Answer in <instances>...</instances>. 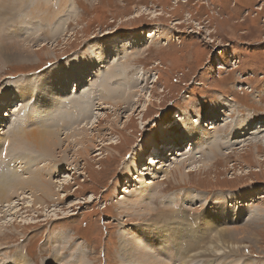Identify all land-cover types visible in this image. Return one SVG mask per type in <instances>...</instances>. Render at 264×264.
Here are the masks:
<instances>
[{
  "label": "rangeland",
  "instance_id": "1",
  "mask_svg": "<svg viewBox=\"0 0 264 264\" xmlns=\"http://www.w3.org/2000/svg\"><path fill=\"white\" fill-rule=\"evenodd\" d=\"M59 1L11 0L13 8H0V45L13 39L27 43L23 50H9L5 55L8 62L0 61L1 98H6L3 93L11 87L29 88L32 96L26 102L20 98L21 105L41 112L44 111L42 100L34 97L35 88L44 79L40 75L65 77L69 81L60 88L64 92L55 93L54 89L56 97L45 109V112L49 110L46 131L59 128L55 127L56 122L67 109L69 121H63L61 131L73 134L70 140H78L82 136L77 131L95 124L87 128L94 142L69 144L65 138L55 155L45 153L46 156L19 148L34 155L36 169L52 170L46 176L54 175L47 182L54 179L60 183L52 185L51 194L39 195L43 204L28 194L18 202L20 196L14 192L17 202L13 203L15 198L7 196L13 199L12 206L0 205V264H17L16 257L20 254L25 264H76L77 260V264H144L142 250L146 244L156 252L153 259L162 257L166 264H183L185 258L197 259L189 264H264V139L254 140L257 130L249 126L251 119L264 120V0H61L64 6L70 1L66 6L73 11L71 15L57 7ZM18 31L19 35L23 32L22 39L18 38ZM128 37L134 40L125 41L131 39ZM117 39L125 42H112ZM136 50L138 55L131 59L130 52ZM122 53L129 55L121 56ZM80 68H87V83L80 85L75 93L74 81H78L75 79L77 71H82ZM19 71L28 72V77H6L7 73ZM66 72L71 74V79L66 77ZM97 87L96 94L93 89ZM80 93H95L91 100H103L105 105L120 101L121 109L116 110L115 105L97 108L93 100L87 104L85 94ZM213 112L221 117L218 133L225 128L228 137L240 127L248 138L226 140L223 149L216 147L214 154L210 152L205 157L201 153L194 158L178 156L181 152L168 160L163 157L167 164L156 179L142 182L141 178L147 177L142 176L145 167L152 164V158L146 156L148 142L158 145L161 129H166L162 139L168 144L165 149H170L174 146L168 142L178 132L176 126L181 115L189 114L200 123L202 119L212 118ZM226 122L227 128L223 127ZM32 125L36 124L31 123L30 129ZM207 125L208 121L205 126L208 131H215ZM179 131V134L183 132ZM29 133L25 129L17 131L18 136ZM18 143L11 137L0 141V149L6 146L7 150V145L13 144V150H18L14 148ZM184 147L189 149L190 143ZM5 149V155H11ZM140 150L147 151L143 160L137 162L141 165L138 168L134 157ZM174 160L183 161L180 170L174 171L177 162L173 163ZM132 163L135 170L130 167ZM4 167L11 171L7 165L0 168L2 188ZM168 167L173 168L167 171ZM150 168L154 169V165ZM163 174H166L164 178ZM130 180L134 181L132 185L128 183ZM143 184L145 189L141 188ZM142 190L147 195L146 203L139 204L135 212L143 213V219L128 208V203H134L133 198L144 200ZM182 198L185 201L181 202ZM200 198L201 201L197 200ZM226 202L237 204L234 214L243 213L250 222L261 209V217L252 221L257 226L246 237L233 236L240 235L238 232L228 238L235 244L231 248L236 252L226 248V253L198 257L196 252L214 238L212 230L199 227L200 218L216 209L225 212L229 207ZM172 203L175 207L181 204L185 213L174 214ZM155 210L165 216L156 218ZM219 217L223 219L224 215ZM192 218H196L193 223ZM190 225L198 228L186 235L184 228ZM193 238L197 239L196 245L191 242ZM121 239L125 243L129 240L125 251L128 256L121 252ZM175 242L179 246L177 250L172 248ZM26 249L32 258L26 255Z\"/></svg>",
  "mask_w": 264,
  "mask_h": 264
},
{
  "label": "bare ground",
  "instance_id": "2",
  "mask_svg": "<svg viewBox=\"0 0 264 264\" xmlns=\"http://www.w3.org/2000/svg\"><path fill=\"white\" fill-rule=\"evenodd\" d=\"M3 1V7H0V8H5L6 10H9L11 7H12V2L11 0H2ZM1 2V1H0ZM70 4V1L66 4L68 5ZM64 6L62 1L60 0L58 3H57V7H61V10L64 11L65 14H72L73 11L68 7V6ZM20 6V5H19ZM64 6V7H62ZM13 8V7H12ZM15 8V7H14ZM58 10V9H57ZM11 11V10H10ZM48 12V11H47ZM11 13V12H10ZM36 14V13H35ZM47 14V13H46ZM13 15V14H12ZM27 15V14H26ZM42 16V15H40ZM8 17V15H7ZM12 17V16H11ZM35 17V16H34ZM44 17V16H43ZM14 20V19H13ZM20 20V19H19ZM23 21V20H22ZM13 22H11L12 24ZM24 27V26H23ZM27 27V26H26ZM25 27V28H26ZM58 27V26H57ZM31 31V30H30ZM40 31V30H39ZM41 32V31H40ZM56 31H54L55 33ZM29 34V33H28ZM52 34V33H51ZM3 35V34H2ZM11 35V34H10ZM32 35V34H31ZM36 35V34H35ZM147 35V34H146ZM153 35V34H152ZM6 36V35H5ZM12 36V35H11ZM17 36V34H16ZM19 36V37H18ZM18 38L22 39L24 37V34L22 31H20V35H19V31H18ZM4 37V36H3ZM2 37V38H3ZM6 38V37H5ZM4 38V39H5ZM30 38V37H29ZM128 38H131V37H128ZM7 40V39H5ZM4 40V42H5ZM131 40H134V37H132L131 39L129 40H125V41H131ZM1 41V40H0ZM125 41H122L121 39H117V40H114L112 41L113 43H123ZM3 42V41H2ZM13 42V43H11ZM26 41L24 40H16V39H13V41H7V43H3L0 45V61H2L3 63H6L8 62V59L5 57V55L9 52V50L11 49H16V50H23L26 46ZM131 43V42H130ZM126 44L124 43V46ZM27 48V47H26ZM38 48V47H37ZM35 51V50H34ZM142 52V50H141ZM139 53V50H136L134 52H130V58L132 59L133 57L137 56ZM129 54H126V53H122L121 56H127ZM16 57V56H15ZM13 59V58H12ZM136 59V58H135ZM18 60V59H17ZM21 61V60H19ZM53 69V68H52ZM61 69V68H60ZM73 69V68H71ZM81 69V68H80ZM82 71L78 70L77 73H78V76H76L77 78L75 80H78L77 82L74 81L75 85H76V90H75V93L78 92L79 90V86L84 84V82L87 83V76H86V73H87V68L85 69H81ZM48 71V70H47ZM66 71V70H65ZM72 73H75V71H72L70 70ZM70 72V73H71ZM49 75V74H47ZM45 74L43 75H40V77L44 78V79H41L42 82H43V86H42V83L40 84L39 88H35V93L39 92L41 94V96H44V97H52L53 100L55 99L56 97V94L57 92H61L60 88H64V84L66 82H68L69 80H65L66 78L63 77L61 79L60 76H58V78H53V77H49ZM54 75V74H53ZM66 77L67 78H70L69 76H71V74L69 73H65ZM51 76V75H50ZM56 79H58V81H56ZM56 81V82H55ZM121 82V81H120ZM136 82V81H135ZM39 83V82H38ZM94 83V82H93ZM54 84V85H52ZM91 84V83H90ZM107 84V83H106ZM105 84V85H106ZM114 84V83H113ZM116 84V83H115ZM114 84V85H115ZM118 84V83H117ZM116 84V85H117ZM8 85V84H7ZM39 85V84H38ZM89 85V84H88ZM112 85V83H111ZM134 85V84H133ZM132 85V86H133ZM63 86V87H62ZM121 86V85H120ZM119 86V87H120ZM90 87H93L92 85ZM107 87V86H106ZM10 88V87H9ZM88 88V87H87ZM121 88V87H120ZM119 88V89H120ZM16 90L12 89V87L10 89H7L6 92H4L3 94L6 95V98H1V93H0V99L2 101V103L0 102V133H2V131H5L3 133L2 136H0V141H3V140H6V139H9L11 137H13V142H17L19 141L18 145L16 144L14 146V148H18V150H13V144H9L7 145V150H10L11 152V155L9 156H6L5 155V152H4V149L5 147L1 148L0 149V168L3 167V165H7L10 167L11 171H8L5 167V173L3 174L2 176V180H4L5 184L3 186V188L0 186V205L2 207L8 205L9 207L12 206L13 203L17 202L18 200H16V198L14 197V192L17 193L18 196H20V200L18 202H20L21 200L25 199L26 196L25 195H29V197L32 196H35L37 198V200L39 202H41L43 204V201L42 199L39 197V195H44V196H47L48 194H51L52 193V185H56L60 182H55L54 179H51L52 182H47L46 180L48 178H50V176H53L50 174V176H46L47 174L51 173L52 170H48V171H44V170H41V169H36L35 168V161L33 160L34 158V155H31L32 152L31 150H33L37 155H42V156H46L45 153H48L49 155H55V150L57 148V146H62L63 144V141L65 140V138L68 140L69 144H73V143H85V142H94V139L92 137H90V134L89 132L87 131V128H90V127H94L95 124H93L92 126L89 127V125H87L85 128H83V130L81 129V131H77L79 132L78 134H80V139L78 140H70V137L73 136V134H69V133H64L61 131V126H62V123L63 121L64 122H67L69 121L68 119V116H69V113H67V109H64V116L61 117V119L59 121L56 122V126L55 127H59L58 129L56 130H52L51 132L49 131H46V128H45V123L47 121V112L44 111H31L30 109H26V108H18V106H20V102L18 100V98H22L24 99L25 101H27L29 99V88H25L23 89V87H20V90L18 92V89L15 88ZM55 89V93H54V90ZM93 89V88H92ZM122 89V88H121ZM127 89V88H126ZM90 90V89H89ZM94 92L96 93L98 90H99V87H97L96 89H93ZM101 90V89H100ZM128 90V89H127ZM10 91V93H8ZM53 91V92H52ZM102 91V90H101ZM106 91V90H105ZM134 91V90H133ZM132 91V92H133ZM59 92V93H60ZM64 91H62L61 93H63ZM90 92V91H89ZM100 92V91H99ZM34 93V97H35V94ZM69 93V92H68ZM67 93V94H68ZM91 93V92H90ZM93 93V94H95ZM85 93H80V95H84ZM89 93H87V95L85 94V102H87V104L89 102H94V105L97 107V108H102L104 109L105 106H112V105H115L116 107H114L116 110H119L121 108H118L120 105H121V102L120 101H117L116 103H112V102H106V105H105V101L103 100H98V99H95L92 98V95H88ZM97 94V93H96ZM72 95V94H71ZM32 96V95H31ZM76 96V94H75ZM94 96V95H93ZM99 96V95H98ZM3 97V96H2ZM13 97L14 99L16 100L15 102H17V105L16 106H13V104L11 105V103H8L10 100H13ZM33 97V98H34ZM74 97V96H73ZM81 97V96H80ZM96 97V96H95ZM58 98V97H57ZM71 98V96H70ZM76 98V97H74ZM141 98V97H140ZM21 99V100H22ZM65 99V98H63ZM83 99V98H82ZM151 99V98H149ZM22 100V101H24ZM39 100V99H38ZM80 100V99H79ZM50 101H51V98H50ZM59 101V99H58ZM57 101V102H58ZM100 101H102V103H99ZM39 102V101H38ZM37 102V104H38ZM53 102V101H52ZM55 102V101H54ZM61 102V101H60ZM63 102V101H62ZM76 102H77V99H76ZM124 102V101H123ZM122 102V103H123ZM5 103H8L7 106H3ZM66 103V102H64ZM63 103V104H64ZM67 103H69L67 101ZM28 104V103H27ZM29 104H30V100H29ZM34 104V103H33ZM61 104V103H60ZM60 104H59V109H61L60 107ZM62 104V105H63ZM74 104V103H73ZM99 106H102V107H99ZM39 105V104H38ZM41 105V104H40ZM53 105V104H52ZM36 106V105H35ZM67 106V105H66ZM70 106H73V105H70ZM75 106V105H74ZM92 107V105H89V107ZM1 107H4V109L1 111ZM14 107V109H12ZM39 107V106H38ZM42 107V105H41ZM56 107V105H55ZM79 107V105H78ZM90 107V108H91ZM51 108V107H50ZM73 108V107H72ZM83 108V107H82ZM37 109V108H36ZM40 109V108H39ZM69 109V107H68ZM75 109V108H73ZM93 109V108H92ZM237 109V108H236ZM41 110V109H40ZM51 110V109H50ZM62 110V109H61ZM145 110V109H144ZM73 111V110H71ZM56 112V111H55ZM58 112V111H57ZM76 112V110L74 111ZM219 112V111H218ZM224 112V111H223ZM83 113V111H82ZM214 113V112H213ZM233 112H231L232 114ZM223 114V113H222ZM226 114V113H225ZM62 115V114H61ZM71 115V114H70ZM77 115V114H76ZM78 116V115H77ZM129 116V115H128ZM182 118H179L178 121H177V126L176 128H179L180 130H182L183 132L181 134H179L176 138V140H174V138L171 139V141H169L168 143H171L172 146L174 147H171L170 149H165L167 148L168 144H166L164 147H161V145H157L154 146L152 145L150 142H148V151H141L140 150V153H136V156L134 157V161L136 160L135 163H139L141 160H143V156H145L146 153H148L146 156L148 157L149 153L151 155V153L153 151L151 150H154L155 148V154L156 155H159L158 158H156L155 156L156 155H152L151 158H152V161H150V163H152L151 165L150 164H147V166L145 167V170L146 172H144L142 174L143 177H145L144 179H142L141 177V180L142 182H144L143 180H146L147 178L151 179V178H155L157 177V174L160 173V169H163L166 164H167V161H163L162 158L163 157H168L166 158L167 160L168 159H171V158H174L175 156L178 155V152H181L180 155L178 156H188L190 158H194L196 157L197 153H201L202 156L205 157V154L207 153H213L214 154V151H215V148L218 147L219 149H223V143L227 145L226 140H229L230 142L232 141V139H234V142H236V139L241 137L243 139L245 138H248L246 137V133H241V130L242 128L240 127H236L234 129L233 132H231L229 134L228 137L225 136L224 132L227 131V129L224 128V130L221 132V133H218L217 132V129H218V124L221 123V117H220V114H217V113H214L212 114V118H208V119H202V121L199 123V121H194V117L190 116L189 114H185L184 117L183 115H181ZM64 118V119H63ZM76 118V117H75ZM89 118V117H88ZM130 118V117H129ZM72 119H74L72 117ZM78 120V119H76ZM213 120V121H212ZM233 120V119H232ZM231 120V121H232ZM249 120V119H248ZM50 121V120H48ZM208 121V127L209 125H211L212 129H214L215 131H208V128L205 127L206 126V123ZM224 121V120H223ZM246 121V120H245ZM243 121V123L245 122ZM255 122V121H254ZM30 123H35L36 125H32L33 128H29L30 127ZM75 122H73L74 124ZM204 123V124H203ZM230 123V122H229ZM233 123V122H232ZM84 124V123H83ZM87 124V123H86ZM72 125V124H71ZM68 126V125H67ZM228 124L226 122V125L223 127H226L227 128ZM249 126H252V129H256L257 131H254V135H253V139L254 140H257V141H261L264 139V120H261V122L259 123H256V124H253V120L251 119L250 121V125ZM49 127V126H48ZM168 127V126H167ZM186 127V128H185ZM222 127V128H223ZM243 127V126H242ZM247 127V126H246ZM20 129H25V130H29L31 133L29 134H26L24 136H18L17 134V131L20 130ZM64 129V127H63ZM72 129V128H71ZM169 129V128H168ZM184 129H185V132H184ZM244 129V127H243ZM40 130H43L40 132ZM49 130V129H48ZM210 130V129H209ZM245 130H247L245 128ZM64 131V130H63ZM75 131V130H74ZM219 131V130H218ZM165 132H166V129H161L160 130V134H162V137L164 138V135H165ZM243 132V131H242ZM246 132V131H245ZM63 134V135H62ZM64 136V137H62ZM93 136V135H92ZM75 137V136H74ZM250 138V137H249ZM76 139V138H75ZM96 139V138H95ZM242 139V140H243ZM252 139V140H253ZM103 140V139H102ZM240 140V139H239ZM22 141V142H20ZM242 142V141H241ZM246 142V141H245ZM166 143V142H165ZM190 143V147L189 149L187 150H184V145L185 144H189ZM257 143V142H255ZM104 144V143H103ZM230 144V143H229ZM95 146V145H94ZM225 146V145H224ZM231 147V146H230ZM19 148H22L24 150H28L29 152H26V154L19 150ZM99 149V148H98ZM218 149V150H219ZM5 149V151H7ZM167 150V151H166ZM16 151V152H15ZM217 151V150H216ZM215 151V152H216ZM146 152V153H144ZM140 154V155H139ZM220 154V153H219ZM8 155V154H7ZM137 156H142L140 158L137 159ZM50 157V156H49ZM218 157V156H217ZM184 157L180 158V159H183ZM214 158V157H213ZM159 159V161H155ZM185 159H188V158H185ZM52 161V160H50ZM49 161V162H50ZM177 161V160H174L173 163ZM53 162V161H52ZM52 162H50V165H52ZM133 162V161H132ZM157 162V163H156ZM183 161H177L175 163V166H174V171L178 170L180 168V165ZM54 163V162H53ZM135 163H132V165L130 167H132L134 170V164ZM137 163V165H138ZM156 163V164H155ZM193 163V162H192ZM185 164V163H184ZM47 165V164H46ZM154 165V169H151L150 167H153ZM160 165V166H158ZM206 165V164H205ZM140 168L141 165H138ZM158 166V167H156ZM129 167V168H130ZM170 167V165H169ZM168 167V168H169ZM137 168V169H138ZM144 168V167H143ZM172 168H169V169H166L167 171L172 169ZM48 169V168H47ZM195 169V168H194ZM129 170V169H128ZM141 170V169H140ZM180 170V169H179ZM63 171L62 169L61 170H58V172H61ZM57 172V173H58ZM138 172L137 170L134 172V174ZM171 171L168 172V174H170ZM163 173V172H162ZM2 174V173H1ZM132 175V173H130ZM56 175V174H55ZM128 176V178L131 177ZM164 175L166 174H163V178H164ZM183 176V175H182ZM26 177H29L27 179H25ZM161 177V176H160ZM23 180V181H22ZM134 181H129L128 183H130L131 185L133 184ZM137 182V181H136ZM140 182V181H139ZM146 182V181H145ZM138 184V183H137ZM141 184V183H139ZM147 184V183H146ZM146 184H143L142 185V189H145L146 188ZM65 186V185H64ZM138 187V186H137ZM140 188V187H139ZM56 192V190H54ZM142 192H144V197L142 200L141 198H133V201L134 203L130 202L128 203L130 205V207L128 208H131L133 209V211L131 212L133 215L137 216V217H141V219H143L145 217V215L143 213H140L139 215L137 214L136 215V212H135V209L139 208L140 205L139 204H142V205H145L146 203V199H147V195H145V191L142 190ZM22 194H24L23 196H21ZM151 195V194H150ZM7 196H10L12 197L13 199L15 198L14 202L12 203V200L13 199H10L9 197ZM5 197V198H4ZM181 197V195L179 196ZM196 197V196H195ZM225 197V196H224ZM36 198L34 199L36 201ZM44 198V197H43ZM219 198V197H218ZM227 198V197H226ZM226 198L224 200H226ZM189 199H187L186 201H188ZM197 200H200L201 201V198L200 199H197ZM257 199H255L256 201ZM125 201V200H124ZM185 201V199H181V202ZM218 201V200H217ZM250 201V200H249ZM253 202V200H251ZM127 202V201H126ZM199 202V201H198ZM6 203V204H5ZM35 203H38V202H35ZM175 203V202H174ZM227 203V202H226ZM24 204V202L22 203ZM41 204V205H42ZM126 203H124L125 205ZM233 203L229 202L226 204V206L228 205L229 207H227L226 211L225 212H222L220 209H216L214 210L215 208H213L214 211H209L207 213H204L203 214V219L202 217L200 218V223L201 225L199 226L200 228H203V226H205L206 228H209L210 230H212V233H214V238L212 241H209V243L206 245L205 248L203 249H200L198 251V254H197V250L195 251L196 252V255L198 257H203V256H210L212 255L213 252H216V253H226L227 251L225 250L226 248H230V252H234L233 249L231 248L233 245V242L232 240L230 241L228 238L231 239L232 237V234L233 233H237L240 232V235L238 234L237 235H233L235 236L236 238L239 237L240 238H243V237H246L248 234H252L251 231L254 230V227L257 226L256 225V222H252L253 220L261 217V209H259L258 211V216L254 219H252V221H248L246 220V218L243 217V213L241 214H238V215H235L234 212H236V208L235 205H232ZM252 204V203H251ZM250 204V205H251ZM255 204V203H254ZM123 205V203L121 204ZM127 205V204H126ZM125 205V206H126ZM175 205V204H174ZM173 205L172 207V211L174 214H177L178 212H181L180 214H183L185 213L184 212V208H181V204L178 205V207H175ZM184 205V204H183ZM193 205V204H191ZM147 206V204H146ZM24 207V206H23ZM22 207V208H23ZM127 207V206H126ZM180 207V208H179ZM184 207V206H182ZM216 207H218L216 205ZM21 208V209H22ZM28 208V207H27ZM127 208V209H128ZM125 209V208H124ZM176 209V210H174ZM253 209V207H252ZM159 210V209H158ZM240 210V209H239ZM242 210V209H241ZM240 210V211H241ZM244 210V209H243ZM250 210V209H249ZM28 211V210H27ZM130 211V210H129ZM150 211V210H149ZM156 212L154 213L155 217L156 218H161V217H164L165 216V213L161 214L160 212L161 211H157L155 210ZM238 211V210H237ZM4 212V211H3ZM18 212V211H17ZM135 212V213H134ZM146 212V211H145ZM144 212V213H145ZM148 212V211H147ZM152 212V211H151ZM154 212V211H153ZM250 212V211H249ZM252 212V211H251ZM250 212V213H251ZM149 213V212H148ZM172 213V214H173ZM239 213V212H238ZM245 213V211H244ZM5 214V212H4ZM167 214V213H166ZM192 214V213H191ZM220 214H223L224 215V218L221 219L219 216ZM160 215V216H158ZM153 216V215H152ZM174 216V215H173ZM193 216V215H191ZM195 216V215H194ZM148 217V216H147ZM175 217V216H174ZM182 217V216H181ZM186 216L182 217V218H185ZM200 217V216H199ZM254 217V215H253ZM155 218V219H156ZM177 218V217H176ZM178 218H180L178 216ZM189 218V217H188ZM194 219L196 218H192V223L194 222ZM131 221V219H129ZM136 220V219H135ZM178 220V219H177ZM184 220V219H183ZM204 220V222H203ZM180 221V220H179ZM188 221V219H187ZM178 222V221H177ZM161 223V222H160ZM158 223V224H160ZM176 223V222H175ZM174 223V224H175ZM180 223V222H179ZM179 223L177 224L179 226ZM126 223H122V225L124 226ZM128 225V223H127ZM161 225V224H160ZM166 225V224H165ZM129 226V225H128ZM175 226V225H174ZM183 226V224H182ZM185 226V225H184ZM235 226V227H234ZM238 226V227H236ZM158 227V226H157ZM180 227V226H179ZM171 228V226H170ZM182 228V227H181ZM198 228V227H197ZM196 228V229H197ZM162 229V228H160ZM166 229H167V226H166ZM172 229V228H171ZM186 229L185 230V234L186 235H190V234H193L195 232V228L193 227V225H190L188 228H184ZM183 229V230H184ZM180 230V228H179ZM182 230V229H181ZM203 230V229H202ZM198 231V230H197ZM209 231V230H208ZM119 232L120 230L118 231V236H119ZM200 232V231H199ZM184 233V232H183ZM123 235V234H122ZM121 235V237H122ZM182 235V234H181ZM185 235V236H186ZM202 235V234H201ZM213 235V234H212ZM187 237V236H186ZM198 237V236H197ZM200 237V235H199ZM253 238L257 239V237L255 235H252ZM67 238V237H66ZM203 238V237H202ZM235 238V239H236ZM194 239V238H193ZM193 239H192V243H194V245H196L197 243V239L195 240V242H193ZM181 240V239H180ZM189 240V238H188ZM202 240V239H201ZM238 240V239H236ZM129 240L127 239V242ZM136 241H138V238H136ZM174 241V240H173ZM176 241V239H175ZM199 241V240H198ZM219 243H218V242ZM121 249H122V253L126 256H128L125 251H127L128 247H127V242L125 243L123 239H121ZM178 242V241H177ZM175 242L174 244V247H172L173 249L175 248L176 250L178 249V243ZM255 242V241H254ZM199 243V242H198ZM239 243V241L237 242ZM203 244V243H202ZM232 244V245H231ZM147 245V244H146ZM146 245H143V250H142V254L144 256V264H166V261L162 258V257H158L155 259H153V256L156 254V252L153 251V249H149L146 247ZM193 245V244H192ZM191 245V246H192ZM186 246L187 243H186ZM200 246V245H199ZM239 246V245H238ZM181 247V246H180ZM157 248V247H156ZM215 248L217 250H215ZM242 248V247H241ZM236 252V251H235ZM92 253V252H91ZM194 253V252H193ZM190 257H194L193 255H189ZM22 257V258H21ZM197 257V258H198ZM56 258V257H55ZM17 260H19V262L17 264H25L24 263V259H23V256L20 254L18 257H16ZM72 259V258H71ZM73 259H74V255H73ZM80 260V258H79ZM195 260L197 259H193L192 261L188 258H185L184 260H182L183 264H189L191 262H196ZM68 261V260H67ZM75 261V260H74ZM128 261V260H127ZM26 262V261H25ZM78 260L75 261V263L77 264ZM82 262V261H81ZM173 262V261H172ZM28 263V262H27ZM126 263V262H125ZM175 263V262H174ZM74 264V263H73ZM86 264V263H85ZM179 264V263H177ZM194 264V263H193Z\"/></svg>",
  "mask_w": 264,
  "mask_h": 264
},
{
  "label": "clouds",
  "instance_id": "3",
  "mask_svg": "<svg viewBox=\"0 0 264 264\" xmlns=\"http://www.w3.org/2000/svg\"><path fill=\"white\" fill-rule=\"evenodd\" d=\"M28 72H17V73H7L8 75H6V77H9V78H18V77H21L22 75H25V74H27ZM13 84V83H12ZM6 85V84H5ZM14 85V84H13ZM15 86V85H14ZM16 87V86H15ZM17 89H18V92H19V90H20V88H18V87H16ZM20 98H18V100H19ZM19 102H20V105H21V101L19 100ZM12 104H14V106H16L17 105V102L16 103H12ZM8 105V103H5L4 104V106H7Z\"/></svg>",
  "mask_w": 264,
  "mask_h": 264
},
{
  "label": "trees",
  "instance_id": "4",
  "mask_svg": "<svg viewBox=\"0 0 264 264\" xmlns=\"http://www.w3.org/2000/svg\"><path fill=\"white\" fill-rule=\"evenodd\" d=\"M80 4L84 7V10L87 11V7L82 3L80 2ZM223 92V91H222ZM225 93V92H224ZM239 100V99H238ZM86 239V238H85Z\"/></svg>",
  "mask_w": 264,
  "mask_h": 264
}]
</instances>
